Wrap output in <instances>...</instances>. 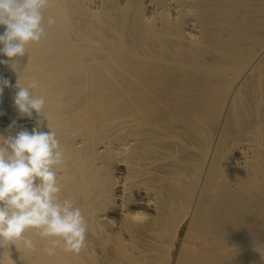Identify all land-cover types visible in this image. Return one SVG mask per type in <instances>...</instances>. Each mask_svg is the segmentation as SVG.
<instances>
[{
	"label": "bare ground",
	"instance_id": "bare-ground-1",
	"mask_svg": "<svg viewBox=\"0 0 264 264\" xmlns=\"http://www.w3.org/2000/svg\"><path fill=\"white\" fill-rule=\"evenodd\" d=\"M45 25L0 77L45 97L86 247L29 229L0 264H264V0H51ZM16 91L0 134L35 126Z\"/></svg>",
	"mask_w": 264,
	"mask_h": 264
},
{
	"label": "clouds",
	"instance_id": "clouds-1",
	"mask_svg": "<svg viewBox=\"0 0 264 264\" xmlns=\"http://www.w3.org/2000/svg\"><path fill=\"white\" fill-rule=\"evenodd\" d=\"M50 5L51 0H0V26L4 27L0 54L8 58L0 64L18 72L27 46L47 35L45 11ZM46 24L52 27L56 18L49 15ZM5 87L17 89L14 107L21 118L33 119L35 114V126L31 131L21 128L15 134H0V249L10 254L11 246L20 241L35 252L36 243L25 235L33 229L48 241L44 249L48 255H55L57 248L78 255L86 247L88 224L75 201L59 195L57 176L65 155L57 133L44 123L46 99L34 94L38 87L34 80L11 85L0 77V95ZM45 126L48 131L43 130Z\"/></svg>",
	"mask_w": 264,
	"mask_h": 264
}]
</instances>
